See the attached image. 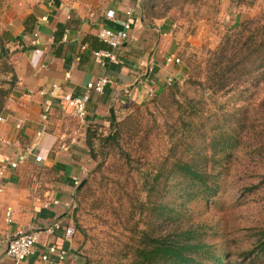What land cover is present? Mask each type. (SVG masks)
Returning <instances> with one entry per match:
<instances>
[{
    "label": "crops",
    "instance_id": "obj_1",
    "mask_svg": "<svg viewBox=\"0 0 264 264\" xmlns=\"http://www.w3.org/2000/svg\"><path fill=\"white\" fill-rule=\"evenodd\" d=\"M263 1L200 0L193 7L198 18L186 20L181 13L190 7L179 0H12L1 19L18 82L0 121V164L8 165L0 193V264H17L7 254V237L20 229L40 234L34 253L18 264H56L42 260L52 241L68 250L63 264H82L75 240L65 239L63 229L55 235L44 231L57 220L72 224L75 180L83 181L93 165L63 96L89 93L85 133L90 125L112 127L122 110L146 101L179 76L182 67L168 63L169 56L181 59L187 47H215L218 32L255 14ZM124 22L130 23L128 38L113 51L123 62L96 56L95 50H112L100 30ZM61 30L63 37L54 46ZM35 32L40 53L32 45ZM101 76L113 80L103 93L87 89ZM8 207L11 222L5 219Z\"/></svg>",
    "mask_w": 264,
    "mask_h": 264
},
{
    "label": "trees",
    "instance_id": "obj_2",
    "mask_svg": "<svg viewBox=\"0 0 264 264\" xmlns=\"http://www.w3.org/2000/svg\"><path fill=\"white\" fill-rule=\"evenodd\" d=\"M63 34L62 30L56 32L54 46L59 45ZM207 52L210 56L203 66L207 75L201 85L205 90H212V97L234 90L244 76L245 85L255 80L259 82L264 71V11L230 27L222 35L217 49ZM11 55L0 33V62L4 60L11 72L9 86H0V116L6 112L18 82L15 65L8 62ZM153 99L157 104L162 102L165 108L160 111V119L154 116V125H150L151 119L144 122L139 118V103L132 104L120 122H112L114 130L108 135H103L100 132L103 128L98 125H90L86 133L93 158L98 157V140L103 147L120 146L126 134L137 147H145L150 138L157 141L152 149L158 155L149 159L142 174V189L147 194L143 202L146 207L142 209L150 212V221L137 242L134 239L129 243L136 244L131 251L134 264H255L260 261L264 255V224L247 228L248 247L234 245L235 239L227 237L221 218L212 213L204 216L199 210L215 203V196L222 187L220 171L215 169L220 162L219 153L243 144L244 148L251 149L255 160H264V125H256L257 119L264 118V103L257 107L245 103V112L244 107H238L233 115L223 105L207 122L203 113L198 115L203 109L198 108L196 95H184L176 81ZM163 134L168 135V140ZM197 138L209 142L201 149L188 147L192 139ZM123 154L132 170L142 166L140 159L134 160L129 151ZM87 183L86 180L77 187L75 198ZM130 198L133 200L135 194ZM130 238H134L133 235ZM82 264H91L90 259Z\"/></svg>",
    "mask_w": 264,
    "mask_h": 264
},
{
    "label": "rangeland",
    "instance_id": "obj_3",
    "mask_svg": "<svg viewBox=\"0 0 264 264\" xmlns=\"http://www.w3.org/2000/svg\"><path fill=\"white\" fill-rule=\"evenodd\" d=\"M179 1L190 7L189 10H182L183 19L198 18L199 15H195L193 7L200 0ZM11 2L12 0H2L0 4V33L3 36L2 13L6 11ZM262 11H264V1L258 5L255 14L249 17ZM229 28L228 24L218 32L217 37L221 39ZM6 44L8 46L7 41ZM218 44L215 47L207 45L200 48L187 47L179 63L182 67L180 74L172 81V83L176 81L180 84V92L184 95H196L199 101L198 108L203 109V112L198 115L201 116L203 113L207 122L208 118H213L217 109L223 105L230 111L228 113L233 115L238 107H244L245 112V107H247L245 103H253L254 107L264 103V71L260 75L259 82L255 80L245 85L244 76L234 90L219 93L217 97H212V90L202 88L201 84L205 82L207 75L203 67L204 61L210 56L207 51L217 49ZM10 57L8 62L13 65L12 55ZM3 61L0 62V86H9L11 72L8 71ZM155 95L140 103L139 106L141 110L139 118L144 122L151 119L150 125H154L155 115L158 119L162 117L160 111L162 108L165 109L162 102L158 104L154 102ZM129 109L121 111L117 122L127 116ZM1 116H5V113ZM74 118L78 121L76 117ZM78 123L80 127L75 133L86 139V130L82 128L83 125L79 121ZM220 123L222 125L223 121ZM256 125H264V118L257 119ZM106 128L100 131L103 135H108L114 130L113 126ZM157 130L158 124L156 123L154 132L156 133ZM162 136L168 140V135L163 134ZM143 137H146V133ZM155 141L156 139L152 141L150 138L145 147H137V144H131L128 134L123 137L120 146L103 147L100 144L101 141H97L98 157L93 158L90 155L93 165L83 179L88 183L76 194L75 205L71 212V225L75 228L73 239L76 242L77 254L82 261H87L88 258L91 264H134L135 258L131 251L133 245L136 244L129 243H132L134 239L137 242L142 231L148 228L150 221V212L142 209L146 207L143 202L147 200V194L142 189V174L150 163L149 159L158 155L152 149L157 145ZM208 142L209 140L205 141L201 138L192 139L188 147L201 149ZM127 151L132 153L134 160L140 159L141 167L136 166L135 170L129 167L123 154ZM250 152H252L251 149L244 148V145L240 144L218 154L220 162L215 169L220 171L222 187L215 196L216 202L207 209L201 207L199 210L204 216L212 213L221 218L227 237L235 239L234 245L245 247L249 246V240L246 238L247 228L264 224V160H255ZM83 181L80 180L78 186L82 185ZM247 188L249 190H246ZM134 194L135 198L132 200L130 196ZM130 235L134 238H130ZM261 258L255 264H264V255Z\"/></svg>",
    "mask_w": 264,
    "mask_h": 264
},
{
    "label": "built area",
    "instance_id": "obj_4",
    "mask_svg": "<svg viewBox=\"0 0 264 264\" xmlns=\"http://www.w3.org/2000/svg\"><path fill=\"white\" fill-rule=\"evenodd\" d=\"M130 28L129 22H124L121 27H104L100 30L99 36L101 39L106 42L112 50H95L94 54L98 57H104L109 59L110 61L123 62L113 51L114 49L120 47L128 38V30ZM32 45L35 46L36 52L40 53L42 50L40 49V41L38 38V33H34V39L32 40ZM168 63H176L179 64L181 62L180 57L171 55L167 58ZM113 80L107 76H101L97 80H92L87 83V89L95 90L98 93H103L105 87L108 83ZM172 81L169 80L170 84ZM57 85H54L56 87ZM45 91H41V94H44ZM63 100L66 106L71 110V113L74 117L78 119V121L84 125L87 124V115L88 109L87 104L90 100V95L88 92L82 95H73V94H65L63 96ZM0 120L4 121L5 117L0 116ZM9 143L8 140H4ZM75 141V139H74ZM41 156H37V160H41ZM10 165L12 167H16V162H11ZM7 164H0V193L5 191L6 188V180H7ZM80 183V179L75 180V184L78 186ZM58 203V200L54 201ZM47 206V204H46ZM2 215V210L0 209V216ZM13 209L8 207L5 210V219L7 222L12 221ZM64 230V238L70 240L73 238L75 234V228L72 225H64L60 220L55 221L52 225L46 227L44 229L50 235H55L57 231ZM39 234L40 231H36L34 229L24 230L20 229L16 233L12 235H8L7 242V254L10 255L15 262L21 263L24 259H26L29 255L33 254L35 251V246L39 242ZM68 256V250L64 247H60L58 243L52 241L47 246V251L42 255V260L50 261L54 260L56 264H63L66 261Z\"/></svg>",
    "mask_w": 264,
    "mask_h": 264
},
{
    "label": "water",
    "instance_id": "obj_5",
    "mask_svg": "<svg viewBox=\"0 0 264 264\" xmlns=\"http://www.w3.org/2000/svg\"><path fill=\"white\" fill-rule=\"evenodd\" d=\"M84 182H85V181H83V183H82V184H84Z\"/></svg>",
    "mask_w": 264,
    "mask_h": 264
}]
</instances>
